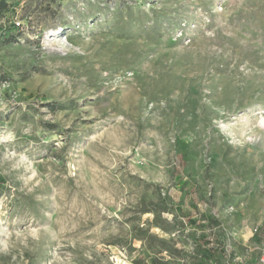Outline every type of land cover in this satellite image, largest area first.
Here are the masks:
<instances>
[{
  "label": "rangeland",
  "instance_id": "1",
  "mask_svg": "<svg viewBox=\"0 0 264 264\" xmlns=\"http://www.w3.org/2000/svg\"><path fill=\"white\" fill-rule=\"evenodd\" d=\"M0 264H260L264 0H5Z\"/></svg>",
  "mask_w": 264,
  "mask_h": 264
},
{
  "label": "trees",
  "instance_id": "2",
  "mask_svg": "<svg viewBox=\"0 0 264 264\" xmlns=\"http://www.w3.org/2000/svg\"><path fill=\"white\" fill-rule=\"evenodd\" d=\"M5 0H0V10H4L6 7Z\"/></svg>",
  "mask_w": 264,
  "mask_h": 264
},
{
  "label": "built area",
  "instance_id": "3",
  "mask_svg": "<svg viewBox=\"0 0 264 264\" xmlns=\"http://www.w3.org/2000/svg\"><path fill=\"white\" fill-rule=\"evenodd\" d=\"M260 264H264V258H262V260H261Z\"/></svg>",
  "mask_w": 264,
  "mask_h": 264
}]
</instances>
